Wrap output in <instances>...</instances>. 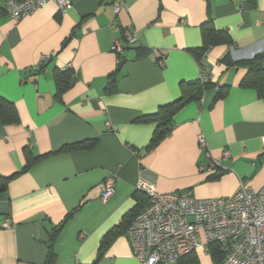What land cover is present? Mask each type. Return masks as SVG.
<instances>
[{"label": "crops", "instance_id": "0c3cea01", "mask_svg": "<svg viewBox=\"0 0 264 264\" xmlns=\"http://www.w3.org/2000/svg\"><path fill=\"white\" fill-rule=\"evenodd\" d=\"M5 2L0 97L13 103L19 122L0 123V177L13 176L0 193V264H44L47 229L71 213L55 240V264H91L104 236L126 223L139 202L146 206L136 189L140 179L159 193L195 198L264 186V97L242 85L246 66L224 61L262 55L264 65V0H70L64 13L48 2L18 21L5 14ZM206 23L227 33L231 44L206 52L210 87L180 107L170 133L146 151L156 124L139 120L178 99L181 83L200 80L191 51L201 48ZM125 32L137 41L127 44ZM118 67L115 90L107 93V78ZM66 71L73 81L57 98L55 75ZM83 142L94 144L60 152ZM27 152L39 159L23 171ZM213 160L216 173L199 170ZM109 176L114 192L103 202L99 186ZM6 220L10 227L2 228ZM98 264L140 262L122 233Z\"/></svg>", "mask_w": 264, "mask_h": 264}, {"label": "built area", "instance_id": "2783aa9c", "mask_svg": "<svg viewBox=\"0 0 264 264\" xmlns=\"http://www.w3.org/2000/svg\"><path fill=\"white\" fill-rule=\"evenodd\" d=\"M53 2L64 13L72 8L70 0H6L5 14L13 20H21ZM122 4L114 7L119 12ZM127 44H134L137 37L125 32ZM122 47L115 43L113 51ZM165 58L157 61L164 65ZM202 83L207 82L203 60L200 62ZM198 143L205 146L202 136ZM229 152L222 154L223 159ZM201 172L214 174L218 162L211 161ZM115 179L111 176L101 182L100 198L106 202L114 192ZM137 191L144 194L148 204L129 222L125 236L132 255L140 264H166L177 262L183 256L199 249L208 252L211 245H218L222 259L218 264H264V186L252 190L241 185L231 197L195 198L180 193L157 192L156 188L140 179ZM5 221L2 228H9Z\"/></svg>", "mask_w": 264, "mask_h": 264}, {"label": "trees", "instance_id": "16d2710c", "mask_svg": "<svg viewBox=\"0 0 264 264\" xmlns=\"http://www.w3.org/2000/svg\"><path fill=\"white\" fill-rule=\"evenodd\" d=\"M254 2L255 0H250ZM230 45L231 40L227 33L223 31H215L210 23H206L202 27V46L197 50H192L191 52L199 59L201 62L203 60V56H205L206 52L216 45ZM148 54V53H146ZM145 56L144 53H139V57ZM229 61L228 65H242L246 66L249 70L248 75L243 79L242 85L245 87H251L258 91L259 95L264 97V65L262 64L263 56L256 55L250 60L239 61L235 63H231L229 56L227 55L224 58V61ZM122 63V62H121ZM43 68V66L39 67V71ZM119 68L111 74L107 78L105 92L110 93L115 90L117 78L119 75ZM73 81V75L70 71L66 72H58L55 75V85H56V97L60 98L61 95L69 88ZM210 87L209 82L202 83L200 80L192 81V82H183L180 84V92L181 96L170 102L168 104L162 105L158 108V110L146 116L140 118L139 122L142 123H155L156 128L149 140L148 145L145 147L146 151H150L155 148L171 131L172 129V116L174 113L187 102L193 99L199 98L204 90ZM191 91L190 93H188ZM222 93H218L217 98H220ZM19 122L18 113L13 105V103L5 100L0 97V123L3 125H15ZM94 142H83L79 144H73L69 146H64L61 148L60 152L71 151L76 149H89L92 147ZM26 163L23 171H26L31 165L38 160L39 158L33 157L29 152L25 154ZM13 178L10 177H0V193L4 192L7 188L8 182ZM145 205L148 204V199L145 196ZM142 203V202H141ZM140 202L138 206L133 210L132 214L129 216V220L121 223L119 226L114 228L108 234L104 236L101 240L97 257L91 264H98L101 259L105 248L109 245V243L118 235L125 233L128 227L130 220L140 211L142 210ZM72 216V213L67 215L65 219L58 224L57 226H49L48 235L49 240L47 244V257L44 264H55L56 256L54 253V244L55 240L60 233L63 225L67 222ZM208 253L211 256L212 264H218L222 259V254L220 252L219 246L214 244L211 245L208 249ZM177 264H199L198 259L195 253H189L182 258H180Z\"/></svg>", "mask_w": 264, "mask_h": 264}, {"label": "rangeland", "instance_id": "374dc122", "mask_svg": "<svg viewBox=\"0 0 264 264\" xmlns=\"http://www.w3.org/2000/svg\"><path fill=\"white\" fill-rule=\"evenodd\" d=\"M196 253L201 257V264H211L209 255H205L203 249L197 250Z\"/></svg>", "mask_w": 264, "mask_h": 264}]
</instances>
